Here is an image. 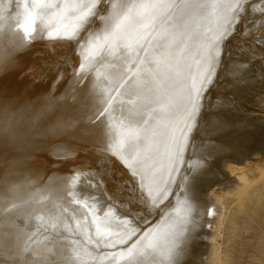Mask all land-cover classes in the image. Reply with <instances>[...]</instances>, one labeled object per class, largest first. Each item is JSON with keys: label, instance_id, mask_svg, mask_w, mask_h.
Returning a JSON list of instances; mask_svg holds the SVG:
<instances>
[{"label": "bare ground", "instance_id": "obj_1", "mask_svg": "<svg viewBox=\"0 0 264 264\" xmlns=\"http://www.w3.org/2000/svg\"><path fill=\"white\" fill-rule=\"evenodd\" d=\"M21 1L28 2V9L13 12V10L10 11V5L17 3V0H0V20L6 17L5 21L2 20L0 23V73L4 71L5 67L14 63L19 65L18 57L20 56L13 55L14 51L25 50L29 46L30 50H36L35 46L39 43L31 46V44H28L31 39L59 34L68 28L70 29L69 24L74 25L75 28L81 22V11L86 0H43L40 4H37L36 0ZM173 3L172 0H109L107 7L109 9L107 11H110L109 15L107 14L109 18L106 16L108 21L116 24L124 17L127 21L125 19L126 23L123 24L124 26L120 30H114L111 41L101 48L100 56L103 63L97 68L93 76L87 78V80L85 79L86 81L83 80L85 81L84 89L80 87L83 92L77 93V88H74L75 91L73 90V92H76L75 95L79 96L77 98L80 107L76 106L78 111L75 114L72 110L74 119H71L70 123L64 119L65 116H68L65 113L64 102H68V100L63 103H56L54 111L52 110L44 117H39L40 115L35 112L33 104L26 102L27 106L23 105L25 104L24 100H31L32 97L30 98L25 94L26 98L22 99L21 97V100H19L21 95L16 96L19 90H9L10 86L4 89L3 87L0 88L4 94L0 95V191L18 188L24 197L36 196L35 202H31V208L33 209L31 215H23L19 218H17V209L13 205L23 206L22 201L16 198L0 199V249H3L5 254L19 249L25 260H44V264H49L53 260L58 261L59 264H185L184 262H192L191 260L194 259L202 261L199 260V256L202 254L198 253L201 245L199 248L197 244L205 243V240L202 241L200 238L204 232L201 220L207 215L205 209L210 202L205 191L207 190L208 194L212 196V201L221 205L218 211H216L218 205L213 206L215 209L212 210L213 212L216 211L214 213L217 217L213 220L215 225L212 223L214 226H211H216L215 230L224 225L221 215L223 214L222 201L225 195H231L234 200L239 201L241 204L252 201L253 209L258 202L264 199V89H261L264 85L260 87L257 84L256 86L258 92L256 91L255 94H258V98L256 97L258 101L254 98L251 100L252 102L255 101L258 113L254 114L256 110L253 113L250 112L252 110V107H250L251 110L248 111L252 113L251 116H249L250 114L248 116L240 114L241 109H238L239 107H237L238 110L229 108L223 114L217 113L216 109L215 115L212 116H209L210 114L206 115L208 109L205 111L202 108L205 91L210 86V80L214 76L215 62L220 58H217L218 54L221 52V60L219 61L225 60L223 65H221L223 62H220V66L216 62L220 69V75L225 73L228 78L231 75L240 74L244 63L247 61H244L247 56H241L242 60H235L236 62L230 63V61L232 62L230 59L233 58L228 57L232 54L230 52L232 48L229 47L231 43L228 45V38L232 34L229 26L234 15L232 10L237 5V0H182L179 4L174 3L177 4L175 6ZM91 9L93 8L88 11H91ZM259 9L260 5H256L255 10L257 11L254 13H259ZM236 12H238V9ZM84 13L88 16L89 12ZM29 15L34 21L32 28L35 30L30 29L28 33H25L20 28V24ZM239 17L243 16L239 15ZM247 17L250 19L251 16L247 15ZM247 17L245 20H247ZM245 20L237 22L236 26L232 27L233 31L241 29ZM255 20L250 19L249 22ZM102 21V25H106V19L97 21V23ZM226 29L228 30L226 41H223L224 47L222 46V51H219V42H222L220 40L223 39L221 37ZM96 30H100L99 27ZM259 30L257 31L259 32ZM102 32L101 34H103ZM108 33L110 34V32ZM70 35L72 34L70 33ZM45 37V41L48 40ZM248 37L250 38V36ZM240 40L243 39L240 38ZM50 41L49 39V43ZM93 41L95 42V39ZM41 44L40 46L44 45ZM45 44L47 45V41ZM242 44L244 43L242 42ZM28 53L25 54L30 55L32 52L28 51ZM35 56L37 55L35 54ZM254 56H256L255 53ZM21 57L23 58V55ZM23 62L22 64H24ZM33 62H35L34 59ZM26 64L29 63L26 62L24 66ZM20 68L15 72L18 73ZM23 68L25 69V67ZM246 68L249 69L250 66H246ZM90 71H87V73ZM216 71L217 76L219 71L218 69ZM248 71L250 73V69ZM252 77L254 78V75ZM134 80H139L141 83L138 87L130 88L129 85ZM69 81L72 82L70 79ZM242 81L244 80L242 79ZM67 82L68 80L64 83ZM40 83L42 82L40 81ZM40 83L36 84L35 88H38ZM67 84V86L70 85ZM80 84L82 83L80 82ZM253 85H250V88ZM245 86L248 85L245 84ZM56 87L53 88L56 89ZM210 88H208V97H210V91H212ZM248 88L246 91H253V89L249 91L250 88ZM47 89L45 92L48 91ZM49 90H51V87ZM62 91L64 90L60 89L58 92L62 93ZM58 92L56 93L58 94ZM212 92L216 93V90ZM37 93L39 92L34 95H37ZM53 93L52 95H54ZM249 94L251 93H248V96ZM75 95L74 97H76ZM22 96L24 95L22 94ZM233 96L229 98L231 99ZM38 97H40L39 94ZM49 97L52 96L49 95ZM101 97L105 101L104 103H100ZM66 99L68 98L66 97ZM236 99L240 98L237 97ZM251 100L249 99V102ZM218 103L220 106V101ZM224 104L222 103V105ZM29 105L33 106L29 107ZM49 106L51 105L49 104ZM68 106L67 104L66 107ZM226 106H228L227 103ZM244 106L246 107L245 104ZM221 108H224V106L219 109ZM202 111L205 112V116L201 117L200 120L199 117ZM24 113L26 115L22 116ZM225 119L229 121L228 126L218 127L220 122ZM241 121L247 123L248 128L246 131L237 127V123ZM69 124L72 125L69 126ZM70 129L74 132L77 131V135L72 133L77 136L76 140L77 138L80 140L79 143L74 144L75 141H71L73 144H70L67 136L64 139L69 141H65L67 142L66 147L63 145L64 142L61 143L63 146L58 143L59 148H57L56 143L55 147H52L58 150L54 149L55 155L57 153L65 157L71 154L73 156L79 155L78 159L74 160L77 165H70L67 162L70 159L69 157L63 162L59 163L57 161V167L48 174L50 175L48 183H44L45 180L42 182L38 177H35V174L32 175V173H35L34 169L39 166L36 163L37 166L32 168L33 171L31 169L32 162H30L31 167L28 164V158L31 157L28 155L34 151L43 150L47 143H49V146L52 145L53 142L49 139L52 137H54L53 139L59 138L58 135H63V132L66 134L68 131L70 132ZM4 133L8 134L5 135ZM61 140L59 139V141ZM82 141L85 145L91 144L93 149H96L94 148L95 145L100 143L108 144L101 149H97L105 151L108 158L105 170L110 171V174L106 178L103 177V180H105V183L110 182L112 184V186L109 185L113 188L115 196L120 199L118 201L113 199V201L112 198L115 197L110 194L112 196L111 203H114L108 204L109 208L106 211H100L97 205H91L89 204L91 201L87 203L88 200L85 201L81 197L78 200L79 205L76 202L77 188L81 182L79 179L88 178L93 173L90 171H74L73 168H77L79 165H86L89 168L91 166V171L97 173L102 166L97 163V160H104L103 157L95 155H91L90 159L89 148H82V144H84L81 143ZM80 143L81 147H76ZM91 146L89 147L92 149ZM80 152L86 153L90 160L89 163L86 164L87 159L85 160L84 154L82 157ZM34 157L31 159H34ZM80 160L82 161L79 162ZM186 160L189 166V168L187 167L188 170L190 167L199 164L200 171L206 172V175L195 181L193 195L196 199L192 208H189L185 203L188 199L187 181L184 179L183 181L179 180L182 183L178 181L181 170H184L183 167L187 164ZM43 163L49 165L48 161ZM38 164L41 165L42 163L38 162ZM46 166L44 167L48 169V166ZM192 169L190 177L195 172V169ZM224 169H227L230 174L234 173L236 175V183L234 182L236 185L233 184L235 186L231 185L229 187L228 183H231L230 181L226 184L223 182L224 185H228V188L224 187L222 191H220L221 189L218 190L220 191L218 193L214 184L216 182L217 185L220 181L217 183L213 179L215 177L213 172L222 175L223 171L227 172ZM185 173L187 174V171ZM39 176L41 178L42 175ZM35 179L40 180L43 184H37L39 181L37 182ZM212 179L214 184H210L209 187ZM220 183L219 185H221ZM178 184L182 186L179 188L177 187ZM121 185L126 187L125 193L118 190ZM67 187L70 188V191ZM107 187L111 188L108 185ZM130 189H134V192ZM112 190L110 189L111 192ZM70 192L75 196L74 207L59 206L58 200L69 199ZM105 196H108V194ZM171 197H173L172 204L162 206L161 208L164 207V209L158 216L151 217L150 212L146 211L151 203H154L151 207L154 206L153 210L150 209L151 212L160 205L165 204L164 202L169 201L168 203H171L172 199L169 200ZM94 199L97 201L96 198ZM145 200L147 201L146 206ZM121 202L125 204L121 206ZM210 204L212 203L210 202ZM137 207L143 213L136 212ZM208 207L211 209V205ZM76 209H79V211ZM53 210L55 213H52ZM212 211H210L211 214L215 215ZM255 212L249 214L255 216ZM143 214L147 216H143ZM258 216L260 217V215H257L254 219L257 220L260 228L264 229V222ZM261 217L264 218V216ZM232 223L235 225V222ZM208 228L207 230H209ZM207 230L205 229V232ZM212 230H209L211 232L208 231L206 237L208 241V248L204 252L206 264H218L219 262H216L220 261L222 256L221 241L218 243L216 240L220 232L217 234ZM71 235H78L79 238L70 240ZM25 247L28 248L27 252L23 251ZM253 247L259 252L257 256L264 254V241H259ZM76 253L79 256L74 258ZM189 256L195 257L189 260Z\"/></svg>", "mask_w": 264, "mask_h": 264}, {"label": "rangeland", "instance_id": "obj_2", "mask_svg": "<svg viewBox=\"0 0 264 264\" xmlns=\"http://www.w3.org/2000/svg\"><path fill=\"white\" fill-rule=\"evenodd\" d=\"M174 3H178L179 4V2H181L180 0H177L176 2L174 1V0H172ZM21 3V4H20ZM28 2L27 1H21L20 2V0H17V3H15V4H11L10 6V11L11 10H13V12L15 11H19V10H22V9H28V4H27ZM108 3H109V0H104V3L103 4H101L100 3V0H86L85 1V5H84V7H83V9H82V11H81V16H80V23H82L81 25H80V23H78L76 26H75V28H74V25H71V24H69V27H70V29L68 28V29H66L65 31H63V32H61V33H59V34H56V35H49V36H41V37H37V38H33V40L31 39L30 41H29V43L28 44H31V46H35V45H37L38 43H39V45H37V46H35V49L36 50H34V49H31L30 50V46L28 47V48H26L25 50H21V51H18V50H16V51H14L12 54L13 55H16V56H20V57H18V61H19V65L17 64V63H14L13 65H10V66H8V67H5L4 68V71L2 72V73H0V83H1V85H0V88L1 87H3V89L4 88H7L8 86H10V87H12V88H10L9 87V90H19V92H18V94L16 95V96H20L19 97V100H21V97H22V99H25L26 97V95H28L30 98L32 97V99L30 100H24L25 102V104H23V105H25V106H27V104H26V102L28 103L29 102V104H33L34 105V110H36L35 112H37L40 116L39 117H44V116H46L47 114H49L52 110L54 111V109H55V106L57 105L56 103H63L65 100H68V102H64L65 103V109H66V114H68V116H65L66 118H64L66 121H69V123L72 121L71 119H74V114H75V112H77L78 111V107H80V103H79V101H78V98L77 97H79L78 95H75V93L77 92V93H79V92H83V90H81V89H84V83H85V81L87 80V78H89V77H91V76H93L94 75V73H95V71L97 70V68L103 63V60H102V57L100 56L101 55V48H103V47H105L106 45H107V43L109 42V41H111V38H112V36H113V34H114V32L115 31H117V30H120L124 25H125V23H126V21H127V19H126V17H124V19H122V20H120L118 23H116V24H114V26H113V24L110 22V21H108V19H107V17H108V15H109V13H110V11L108 12L107 10L106 11H104L103 9L106 7H108ZM173 3V5L175 6V5H177V4H174ZM93 4H95V5H97L95 8L94 7H91V6H93ZM15 5V6H14ZM87 5V7H85ZM174 6H172L173 8H174ZM14 8V9H13ZM88 8V9H87ZM90 8H93V9H91V11H88V10H90ZM119 8V7H118ZM235 8H237V5H235L234 6V9L232 10V14H234L233 15V19H232V22H231V24H230V26H229V30L230 31H232V34H231V36H229V44L228 45H230V43H231V45L229 46V47H231L232 49V51L230 50V52H232V54H230V55H228V57H232L233 59H230V60H232V62L230 61V63H234V62H236L235 60H242L241 58V56H247L248 57V59H246V58H244L245 60L244 61H246L245 63H244V65H243V68L241 69L242 71H240V74H241V76H240V74L239 73H237L235 76H230L229 78H228V75L227 74H225L224 73V75H220V69H219V66H220V64L223 62V61H225V60H222V61H219V60H221V52H220V54H218V56H217V58H219V59H217V64L219 63V66L216 64V62H215V70H213V75L214 76H212L213 78H214V80H213V78H211L212 80H210V82L211 83H209V87L208 88H210L212 91L214 90H216V93H214V92H212V91H210V97H211V95H212V93H213V95H212V97L210 98V97H208V88L206 89V93H205V97L203 98V100H202V104H203V107L202 108H204V110L206 111L207 109V113H206V115H208V114H210L209 116H212V115H215V110L217 111V113H221V114H223L224 113V111H227L229 108L231 109H237V107H239L238 109H241L240 110V114H245V116L247 115H249V116H251L252 115V113L258 108L257 106H256V104H255V101H253L252 102V100L251 99H253L254 98V100L256 99V101H258V94H255V93H257L258 92V89L256 88V86H257V84L258 85H260V87L262 86V85H264V19H262V18H264V16H262V17H259V18H257L256 19V17H257V13H254V12H256L257 10H254L252 13H250V15H249V12H243V10H238V12H236V10L237 9H235ZM108 9V8H107ZM109 10V9H108ZM118 10V9H117ZM116 10V11H117ZM84 12H86V13H88V16H87V14H85ZM243 12V13H242ZM83 13V14H82ZM99 13V16L97 15ZM248 13V14H247ZM85 14V15H84ZM90 14H91V16H90ZM101 14V15H100ZM108 14V15H107ZM240 16H243V17H239V15ZM242 14V15H241ZM244 14V15H243ZM246 14V15H245ZM256 16H255V15ZM83 15V16H82ZM237 15H238V17L240 18V20L238 19V17H237ZM247 15L248 16H251L250 17V19L251 20H255V22H257V23H254V21H252V22H249V17H247ZM253 15V16H252ZM85 16H86V19H85ZM90 16V17H89ZM101 16H102V18H101ZM103 16H105V17H103ZM107 16V17H106ZM236 16V17H235ZM247 17V20H245L246 19V17ZM82 17V18H81ZM84 17V18H83ZM100 17V18H99ZM235 17V18H234ZM254 17H255V19H254ZM109 18V17H108ZM5 19H6V17H3V21H5ZM85 21H84V20ZM100 19V20H99ZM105 20L106 19V21H105V23H106V25L104 24V25H102L103 24V21L102 22H98L97 23V21H101V20ZM125 19H126V21H125ZM236 19H238L239 21H243V20H245L244 21V23H243V25L241 26V29H239L238 31H233V28L232 27H234V25L236 26V24H237V22H239L238 20L236 21ZM261 19H262V22H261ZM2 20H0V23L2 22ZM83 20V21H82ZM235 20V21H234ZM108 21V22H107ZM123 21H125L124 23H123ZM85 23H86V25H85ZM99 23H101L100 25H99ZM112 25H111V24ZM251 23V24H250ZM108 24V25H107ZM124 24V25H123ZM97 25H99V26H97ZM249 25V26H248ZM251 25V26H250ZM258 25V26H257ZM262 25V26H261ZM80 26H81V28H80ZM97 26V27H96ZM101 26V27H100ZM104 26V27H103ZM108 26V28H106ZM257 26V27H256ZM76 27H78V28H76ZM99 27V29L100 30H96L97 28ZM104 29H103V28ZM113 27V28H112ZM262 27V28H261ZM87 28V30L85 31V29ZM105 28H106V30H105ZM251 28H253V29H251ZM259 28H260V30H259ZM76 29V30H75ZM110 29H111V31H110ZM255 29V30H254ZM259 30V32L257 31V30ZM72 30V31H71ZM109 30V31H108ZM115 30V31H114ZM71 31V32H70ZM76 32V35H75V32ZM83 31V32H82ZM96 31V32H95ZM103 31V32H102ZM250 31H251V33H250ZM80 32H81V34H80ZM101 32L103 33V34H101ZM108 32H110V34L108 33ZM249 32V33H248ZM65 33V34H64ZM68 33V34H67ZM70 33L72 34V35H70ZM78 33V34H77ZM238 33V34H237ZM256 33H258V34H256ZM63 34V35H62ZM105 34V35H104ZM107 34H108V36H107ZM66 35V36H65ZM97 35V36H96ZM104 35V36H103ZM52 36H54L53 38H51ZM56 36V37H55ZM87 38H86V37ZM88 36H90V37H88ZM93 36V37H92ZM248 36H250V38L248 37ZM44 37L46 38V39H48V40H46L47 41V45L45 44L46 43V41H45V39H44ZM62 37V38H61ZM69 37V38H68ZM100 37H102V38H100ZM40 38H42L41 40H40ZM74 38V39H73ZM90 38V39H89ZM240 38L241 39H243V40H240ZM37 39V40H36ZM44 39V40H43ZM49 39L51 40L50 41V43H49ZM56 39V40H55ZM95 39V42L93 41V40ZM98 39V40H97ZM100 39L102 40L101 42H100ZM104 39V40H103ZM37 42H36V41ZM41 41V43L42 44H44V45H42L41 43H40V41ZM43 40V41H42ZM91 40V41H90ZM106 40V41H105ZM232 40H234V41H232ZM240 40V41H239ZM45 41V42H44ZM84 41V42H83ZM98 41V42H97ZM220 41H222V42H219V51H222V49H223V44H224V42L223 41H226V37L225 38H223V39H221ZM85 42H86V44H85ZM104 42V43H103ZM236 43V44H234V43ZM242 42L244 43V44H242ZM246 42V43H245ZM33 43V44H32ZM36 43V44H35ZM81 43H82V45H86V47H85V45L84 46H82L81 45ZM98 43V44H97ZM102 45H101V44ZM40 44L42 45V46H40ZM92 44V45H91ZM96 44H97V46H96ZM234 46H233V45ZM254 44V45H253ZM89 45V46H88ZM98 45H100L99 47H98ZM236 45H237V47H236ZM251 45V46H250ZM43 46H45V47H43ZM81 46V47H80ZM223 46V47H222ZM241 46H243V47H241ZM262 46V47H261ZM38 49H37V48ZM42 47V48H41ZM90 47V48H89ZM260 47V48H259ZM76 48H77V50H76ZM81 48H83V49H81ZM89 48V49H88ZM222 48V49H221ZM244 48H246V49H244ZM252 52H251V51ZM27 51V52H26ZM28 51H30V55H28L29 53H28ZM235 51V52H234ZM239 51V52H238ZM262 51V52H261ZM23 54H22V53ZM40 52V53H39ZM43 52V53H42ZM97 52V53H96ZM246 52H248V53H246ZM250 52V53H249ZM256 52H259V53H256ZM19 53V54H18ZM25 53H28L27 55L25 54ZM88 53V54H87ZM234 53V54H233ZM245 53V54H244ZM254 53H255V55L256 56H254ZM35 54L37 55V56H35ZM87 54V55H86ZM244 54V55H243ZM246 54H248V55H246ZM251 54H253V55H251ZM23 55V58H24V62L22 61V56ZM34 55V56H33ZM250 55V56H249ZM26 56V57H25ZM82 56V57H81ZM84 56V57H83ZM234 56V57H233ZM252 56V57H251ZM101 57V58H100ZM227 57V58H228ZM235 58V59H234ZM33 59H34V61L35 62H33ZM84 59H86V60H84ZM99 59V60H98ZM26 60V61H25ZM31 60V61H30ZM83 60V61H82ZM101 60V61H100ZM99 61V62H98ZM22 62L25 64L26 62L27 63H29V64H31V65H29V64H26L25 66H24V64H22ZM221 62V63H220ZM21 63V64H20ZM78 64V65H77ZM224 64V62L221 64V65H223ZM247 64H249V65H247ZM21 65H23V66H21ZM73 65H74V67H73ZM95 65V66H94ZM97 65V66H96ZM18 66V67H17ZM77 66V67H76ZM218 68H217V67ZM247 66V67H249L250 66V73H249V69L248 68H246L247 69V71H245L246 69H245V67ZM20 67H22V68H20ZM23 67H25V69L23 68ZM93 67V68H92ZM18 68H20V70L18 71V73H17V71L15 72V70H18ZM91 68H92V70H91ZM218 69V74H217V76H216V73H217V69ZM24 69V70H23ZM243 69H244V71H243ZM26 70V72H24ZM72 71V73H71V71ZM75 70V71H74ZM91 70V71H90ZM48 71V72H47ZM64 73H63V72ZM87 71H90V72H88L87 73ZM93 71V72H92ZM216 71V72H215ZM52 72V73H51ZM53 72H54V74H53ZM215 72V73H214ZM242 72H245V73H242ZM13 73V74H12ZM60 73V74H59ZM67 73V74H66ZM71 73V75H69ZM250 75H249V74ZM51 74V75H50ZM244 74V75H243ZM249 76H248V75ZM50 75V76H49ZM55 75V76H54ZM245 75H246V77H245ZM254 75V78L252 77L251 78V76H253ZM48 76V77H47ZM53 76V77H52ZM68 78H67V77ZM71 76V77H70ZM84 76H86L85 78H83ZM88 76V77H87ZM221 76H222V79H221ZM244 78H243V77ZM27 77V78H26ZM225 77V78H224ZM240 77V78H239ZM242 77V78H241ZM48 78V79H47ZM247 78V79H246ZM248 78H250L251 80H249ZM53 79V80H52ZM68 80V82L67 83H69L70 84V82L71 81H69V79L70 80H72V82H71V84L69 85V86H67L68 84L67 83H64V82H66L67 80ZM79 79V80H78ZM86 79V80H85ZM216 79V80H215ZM225 79V80H224ZM242 79L245 81H242ZM254 79V80H253ZM66 80V81H65ZM83 80H85V81H82ZM239 80V81H238ZM248 80V81H247ZM40 81L42 82V83H40ZM52 81V82H51ZM63 83H62V82ZM215 81V82H214ZM263 81V83H261ZM78 82H79V84H80V82L82 83V84H80V86H79V84H78ZM220 82V83H219ZM244 82V83H243ZM254 82V83H253ZM8 83H9V85H8ZM28 83V84H27ZM30 83V84H29ZM38 83H40L39 84V86H38V88H35V85L37 84L38 85ZM60 83H62L63 84V86L65 85V87H63V86H61L62 84H60ZM216 83V84H215ZM219 83V84H218ZM249 83H252V84H254L253 85V87H251L250 88V85L252 86V84H249ZM261 83V84H260ZM33 84V85H32ZM46 84V85H45ZM50 84V85H49ZM67 84V85H66ZM216 85V87H215V85ZM241 84H244V85H241ZM245 84H247L248 86H245ZM32 85V86H31ZM43 85V87L45 86V88H43V87H41ZM58 85V86H57ZM59 85H60V87H59ZM240 85V86H239ZM47 86V87H46ZM57 86V87H56ZM74 86H76V87H74ZM213 86V87H212ZM37 87V86H36ZM51 87V90H49V88ZM53 87H56V89H54ZM59 87V88H58ZM71 87H73L72 89H70ZM79 87V88H78ZM80 87H81V89H80ZM83 87V88H82ZM219 89H218V88ZM244 87V88H243ZM250 89H249V88ZM264 87V86H263ZM263 87H261V89L263 90L264 88ZM41 89V91H39L40 89ZM48 88V89H47ZM53 88V89H52ZM63 88V89H62ZM68 88V89H67ZM74 88L76 89L77 88V91L76 92H73V90H74ZM215 88V89H214ZM240 88V89H239ZM241 88H242V90H241ZM247 88L249 89V91H251L252 89H253V91H251V92H248V91H246L247 90ZM34 89H37V90H35L34 91ZM46 89L48 90L47 92H45L46 91ZM64 90V91H62V93H59L58 91L59 90ZM71 91H70V90ZM209 89V90H210ZM232 89H234V90H232ZM257 89V90H256ZM21 90V91H20ZM57 90V91H56ZM67 90V91H66ZM43 91V92H42ZM50 91H51V93H50ZM75 91V90H74ZM219 93H218V92ZM233 91V92H232ZM257 91V92H256ZM36 92H39V93H37V95H34V94H36ZM53 92H58V94L56 95L55 93H53ZM61 92V91H60ZM68 92V93H67ZM212 92V93H211ZM236 92V93H235ZM40 93H44L43 95L41 94L40 95ZM52 93L54 94V95H52ZM63 93H66V94H63ZM76 93V94H77ZM219 95H218V94ZM229 93V94H228ZM241 93V94H240ZM243 93V94H242ZM248 93H251V94H249V96H248ZM252 93H253V95H252ZM1 94H3V91L1 92V89H0V95ZM22 94L24 95V96H22ZM26 94V95H25ZM38 94H39V96L40 97H38ZM45 94H47V95H45ZM66 95V96H63V95ZM70 94V95H69ZM72 94H74L76 97H74V95H73V97H72ZM4 95V94H3ZM49 95L50 96H52V97H49ZM60 95H62L61 97H60ZM207 95V96H206ZM233 95H235V96H233ZM245 95V96H244ZM254 95H255V97H254ZM2 96V95H1ZM11 96V95H10ZM27 96V97H28ZM36 96V97H35ZM57 96H58V99H57ZM69 96H70V98H69ZM215 96H218V97H215ZM231 96H233L231 99L229 98V97H231ZM244 96V97H243ZM66 97L68 98V99H66ZM220 97V98H219ZM223 97V98H222ZM240 98V99H236V98ZM246 97H248V99H246ZM250 97H252V98H250ZM257 97V98H256ZM63 98H65V99H63ZM77 98V99H76ZM207 98V99H206ZM28 99V98H27ZM60 99V100H59ZM63 99V100H62ZM218 99V100H217ZM219 99H221V100H219ZM223 99H225L226 101H224ZM228 99H229V101H228ZM242 99V100H241ZM249 99L251 100L250 102H249ZM72 100V101H71ZM77 100V101H76ZM246 100H248L247 102H245ZM32 103H31V102ZM37 101V102H36ZM39 101V102H38ZM74 101H76V102H74ZM205 101V102H204ZM217 101V102H216ZM218 101H220V106H219V103H218ZM236 101V102H235ZM238 101V102H237ZM229 102H230V104H229ZM235 102V103H234ZM40 103V104H39ZM206 103V104H205ZM212 103H214L213 105H212ZM217 103V104H216ZM222 103L224 104V105H222ZM226 103H227V105L228 106H226ZM237 103H241L240 105L239 104H237ZM44 104V105H43ZM49 104L51 105V106H49ZM67 104L69 105L68 107H66L67 106ZM77 104V105H76ZM244 104L246 105V107L244 106ZM247 104H249V105H247ZM254 106H253V105ZM32 105V106H33ZM37 105V106H36ZM222 105V106H221ZM230 105H232V106H230ZM239 105V106H238ZM242 105V106H241ZM31 105H29V107H30ZM31 106V107H32ZM42 106V107H41ZM71 106H74V107H71ZM76 106H78V107H76ZM205 106H206V108H205ZM216 106H218V107H216ZM224 106V108H223V112H221V109H219L220 107H223ZM244 106V107H243ZM249 106V107H248ZM49 107H51V108H49ZM75 107H76V110H75ZM225 107H227V108H225ZM248 107V108H247ZM250 107H252V110H251V108ZM253 107H255L254 108V110H253ZM257 107V108H256ZM71 108H73V109H71ZM246 108V109H245ZM68 109H69V111H68ZM212 109V110H211ZM220 111H219V110ZM237 109V110H238ZM251 111H250V110ZM71 110V111H70ZM72 110H74L73 112H74V114L72 113ZM250 112H252V113H250ZM46 111H47V113H46ZM211 111H212V113H211ZM219 111V112H218ZM71 112V113H70ZM208 112H210V113H208ZM205 112L204 111H202V114H200V120L205 116V114H204ZM256 113H258L257 112V110L254 112V114H256ZM26 115V113H24V114H22V116H25ZM241 115V116H242ZM69 117H71L70 118V120H68L69 119ZM202 117V118H201ZM199 124V123H198ZM72 125V124H71ZM70 124H69V126H71ZM75 133L76 134V132L77 131H75L74 132V130L72 131L71 129H70V132L68 131L66 134L63 132V135L62 134H60V135H58V136H60L59 138L58 137H56L55 139H53L54 137H52L51 139H49L50 141H52L51 143H52V145H50L49 146V143H47V144H45V147H46V145H47V147L44 149L43 148V146H42V148H43V150L41 149V150H38V151H34V152H32V153H30L28 156H31V157H29L28 159V164L30 165V162H32L31 163V165H33L32 167H31V165H30V167H31V169L34 167V166H39L38 168H35L33 171L35 172V173H32V175H34L35 174V177H38V179H40L42 182H44V180H45V182L44 183H48L47 181H49V177H50V175H48L50 172H52L53 170H54V168H56L57 167V161H59V163L60 162H63V160L65 161V160H67V157H69L68 159L69 160H67V162L70 164V165H77V163L74 161V160H76V159H78V157H79V155H75V156H73L72 154L71 155H69V156H67V157H65V156H62V155H60V153L58 154H56L55 155V151H54V149L55 150H57V148H59L60 147V145H62L61 143H63V145H65V144H67V142H69L70 144H73V142H74V144H76L77 142L79 143V139L77 138V140L75 139L77 136V134L75 135V134H73V133ZM3 134V133H2ZM5 134V133H4ZM6 134H8V133H6ZM5 134V135H6ZM64 136V137H63ZM68 136V137H67ZM65 137H67V140H69V141H67V140H64V139H66ZM63 138V139H62ZM59 139L62 141H59ZM73 139V140H72ZM264 139V138H263ZM64 140V141H63ZM65 141H67V142H65ZM71 141H73L72 143H71ZM57 144V148H53L52 146H54L55 147V145ZM60 145H59V144ZM68 143V144H69ZM81 143H84L83 141L81 142ZM81 143H80V145H77L76 147H81ZM62 145V146H63ZM83 146H82V148H89L88 150V154H89V157L91 156V155H95V156H100V157H103L104 158V160H97V163L99 164V165H102L101 166V168L100 169H98V172L97 173H95V172H92L91 170H92V168H91V166H90V168L88 167V166H86V165H79V166H77V168H73V170L74 171H76V170H78V171H90L91 173H93L90 177H91V179H89L90 177H88V178H81V179H79V180H81V182L79 183V187L77 188V190H78V194L76 195V202H77V204L79 205V202H78V200H79V197H81V199H84L85 201L86 200H88V201H86L87 203H89V201H91V203H89V204H91V205H97V207H99V210L101 211V210H104V211H106V210H108V204H110L111 202H112V200L113 199H116L117 201L120 199V198H118L117 196H115V194H114V190H112L113 188L111 187L112 186V184L110 183V182H104L105 180H103V177L104 178H106V177H108L109 176V174H110V171H108V170H105L106 168H107V160H108V158H107V153L105 152V151H103V150H97V149H101V148H103V147H105V146H107L108 144L107 143H100V144H98V145H95V147L94 148H96V149H93V146H91V144H86L85 145V143L84 144H82ZM89 146H91L92 147V149L89 147ZM65 147H66V145H65ZM52 151V152H50V151ZM40 151V152H39ZM58 151V150H57ZM49 152V153H48ZM55 152V153H54ZM82 152V151H81ZM80 152V155H82V157H83V154H84V157H85V160L87 159V161H86V164L87 163H89L90 162V160H89V157H87V155H86V153H81ZM51 153V154H50ZM53 153H54V155H53ZM48 154V155H47ZM40 155H41V157H40ZM60 155V156H59ZM86 155V156H85ZM34 157V159H31V158H33ZM38 158H37V157ZM44 156V157H43ZM46 156H47V158H46ZM52 156H54V157H52ZM55 156H58V157H56L55 158ZM62 157H64V158H62ZM41 158H43V159H41ZM40 159V160H39ZM84 159V158H83ZM90 159H91V157H90ZM48 161V164L49 165H47V163L45 164V163H43V162H46V161ZM82 160H80L79 162H81ZM84 161V160H83ZM38 162L42 165V167H41V165H39L38 164ZM53 162H56V163H54L53 164ZM36 163H37V165H36ZM112 163V162H111ZM186 163L187 164H185L184 165V170L182 169L181 171L182 172H180V176H179V178H178V181L179 180H181V181H183V177H184V175H186L187 177H190V171L188 170V168H189V166H188V162H187V160H186ZM35 164V165H34ZM45 164V165H44ZM50 164H52L51 166H50ZM48 167H47V166ZM58 165H60V164H58ZM44 166H46L48 169H46ZM41 167V168H40ZM93 167V166H92ZM188 167V168H187ZM191 168V167H190ZM193 168V167H192ZM38 169V171H36ZM41 169H44L43 171L41 170ZM32 170H31V172H32ZM50 170V171H49ZM224 170H226L227 172V174L225 173V171H223V174L221 175V174H219L218 175V173L216 174V172H213L214 174L213 175H215V177L213 178L214 180H216L217 181V183L219 182L221 185H219V183L216 185V182H215V184H214V180L212 179L211 181L213 182H211L210 181V183H209V187L212 185V184H214V187H215V189H216V192H220V191H222L223 189H224V187L227 189L228 187V185L226 186V185H224V183L226 184V183H228L229 181L231 182V183H228L229 184V187L231 186V185H233V184H235L236 182V175L234 174V173H231L230 174V172L227 170V169H224ZM39 171H41V172H43V173H40ZM185 171H187V174L185 173ZM222 171H221V173H222ZM37 172V173H36ZM39 172V173H38ZM114 172H116V170H114ZM46 173V174H45ZM185 173V174H184ZM41 174L42 176H41V178H40V176L39 175ZM233 174H234V176H233ZM38 175V176H37ZM46 175H47V177H46ZM182 175V176H181ZM213 175H212V177H213ZM216 176H218V177H216ZM116 177H118L117 175H116ZM182 177V178H181ZM101 178V179H100ZM219 178H221V179H219ZM117 179V178H116ZM224 179V180H223ZM35 180H37V179H35ZM40 180H37V184H43L42 182H40ZM232 180H234L233 181V183H232ZM181 181H179V183H182ZM185 181H187V180H185ZM101 182V183H100ZM224 182V183H223ZM235 182V183H234ZM111 186H110V185ZM211 184V185H210ZM62 185V184H61ZM105 185V186H104ZM107 185L109 186V187H111V188H108L107 187ZM179 185V188H180V186H182L181 184H178ZM178 185H177V187H178ZM185 185V184H184ZM219 185V186H218ZM236 185V184H235ZM235 185H233V186H235ZM103 186H104V189H105V187H106V189H105V191H104V189H103ZM127 186H129V185H127ZM219 187V189H218V187ZM92 188V189H91ZM125 186L124 185H121L119 188H118V190L121 192L122 191V193L124 192L125 193ZM223 188V189H222ZM67 189H68V191H70V188L69 187H67ZM103 189V190H102ZM110 189L112 190V192L110 191ZM178 189V188H177ZM221 189V190H220ZM218 190H220V191H218ZM130 191H132V192H134V189H130ZM106 192V193H105ZM110 192V193H109ZM100 195H99V194ZM103 193V194H102ZM209 192L206 190L205 191V194L206 195H208L207 197L209 198V200L208 201H210L212 204H210V202L208 203V205H207V210L205 209V212H206V214L207 215H205V218L204 219H202L201 221H202V225H203V230H204V232H203V234H202V236L200 237L201 239H202V241L203 240H205L204 242L205 243H202V244H197L198 245V247L200 248V245H201V249H200V251H198V253H200V254H202L201 256H203V257H201V256H199L200 257V259L199 260H202V261H198L197 259H194V257L195 256H189L190 258H189V260L190 259H194V260H191L192 262H189L188 261V263L187 262H184L185 264H197V263H204V264H206V257H204L205 256V253L204 252H206L205 250H207V248H208V244H207V234H208V231L209 230H214L217 234H219V232H220V234L218 235V236H220V237H218L217 236V242L218 243H220V241H221V243H220V250H222V256H221V260L219 261H217L216 263H218V264H264V254H261V256H257L258 254H259V252L257 251V250H255V248L253 247L254 245H256L259 241L260 242H262V241H264V229L263 228H260V226H259V224H258V222H257V220H255L254 219V217H257V215H260V217L259 218H261L262 219V221L264 222V218H262L261 216H264V199H262L261 200V202H258V204H257V206L253 209L252 207H253V203H252V201H250V202H245L244 204H241V203H239V201H237V200H234L233 199V197L231 196V195H225L224 197H223V201H222V215H221V219L222 220H224V225H223V227L221 226L219 229L217 228L216 230H219L218 232L215 230V228H216V226L215 227H211V226H214L215 224V221H213V220H215L217 217H216V213H214V212H216V211H218V208H219V206H221L220 204H216L214 201H212V196L210 195V194H208ZM85 194V195H84ZM98 194V195H97ZM107 195L108 194V196H105V195ZM110 194L113 196V197H115V198H112V200H111V197L112 196H110ZM92 195V196H91ZM103 195V196H102ZM97 196V197H96ZM123 196V195H122ZM122 196H120V197H122ZM144 196V195H143ZM92 199H91V198ZM101 197V198H100ZM124 197V196H123ZM94 198H96L97 199V201L94 199ZM94 199V200H93ZM108 199V200H107ZM110 199V200H109ZM172 199V200H171ZM169 200H171L170 202L171 203H168V202H164L165 204H163V205H160L158 208H155L154 209V211H152L151 212V210L150 209H152L153 210V208H154V206H153V208H151L152 207V205L154 204V203H151V205H149V207L147 208V212H150V214L149 215H151V217H155V216H158L159 215V213L164 209V205H169V204H172V201H173V197H171ZM214 200V199H213ZM59 201V206H67V207H71V208H73L74 207V201H75V196H74V194L73 193H71L70 192V198L69 199H59L58 200ZM114 201V200H113ZM121 201V200H120ZM96 204H95V203ZM153 202V201H152ZM215 204H214V203ZM103 203V204H102ZM114 203V202H113ZM113 203H111V204H113ZM144 203V202H143ZM61 204V205H60ZM123 204H125V203H123V202H121V206L123 205ZM214 204V205H213ZM104 207H103V206ZM211 205V209H210V207H208V206H210ZM216 205H218V207L216 206ZM162 206H164L163 207V209L161 208ZM213 206H216V208H217V210L216 211H212L213 209H215V207H213ZM103 208V209H102ZM139 207H137L136 208V212H138V213H143L142 211H141V209H138ZM138 209V210H137ZM159 209V210H158ZM161 209V210H160ZM77 211H79V209H76ZM158 212H157V211ZM209 210V211H208ZM140 211V212H139ZM210 211H212L213 212V214H215V215H212L211 214V212ZM253 211H256L255 213L256 214H254L255 216H252V215H250ZM157 214H156V213ZM52 213H55V211L53 210V212ZM209 213V214H208ZM250 213V214H249ZM154 214V215H153ZM156 214V215H155ZM205 214V213H204ZM153 215V216H152ZM212 216V218L210 219V217ZM143 216H147V215H145V214H143ZM214 216V217H213ZM212 220V221H211ZM232 220H235V221H232ZM214 222V223H213ZM232 222H235V225L232 223ZM212 223L214 224V225H212ZM209 224H211V225H209ZM201 225V226H202ZM234 226V228H232ZM209 227V228H208ZM207 228L209 229V230H207ZM212 228V229H211ZM205 229L207 230L206 232H205ZM213 230H212V232H213ZM209 232H211V231H209ZM222 233V234H221ZM204 237V238H203ZM79 238V236L78 235H71L70 236V240H77ZM76 245V244H75ZM204 245H206L205 247H206V249H204L205 247H204ZM203 246V247H202ZM80 249V248H79ZM80 250H82V249H80ZM204 250V251H203ZM195 252H197V251H195ZM197 254V253H196ZM226 254V255H225ZM79 256V254L78 253H76V254H74V258L75 257H78ZM191 257H193V258H191ZM203 259H205V260H203ZM198 262H197V261ZM200 263V264H201Z\"/></svg>", "mask_w": 264, "mask_h": 264}, {"label": "snow or ice", "instance_id": "obj_3", "mask_svg": "<svg viewBox=\"0 0 264 264\" xmlns=\"http://www.w3.org/2000/svg\"><path fill=\"white\" fill-rule=\"evenodd\" d=\"M43 0H36L37 4L42 3ZM100 3L103 4L104 0H100ZM256 5H260V9H259V13L257 14V18L264 16V0H247V2H245V0H237V9L238 10H243L244 12H249L252 13L255 10ZM97 5L93 4V7H96ZM87 7V5H86ZM104 11L107 10V8L105 7L103 9ZM99 16V13L97 14ZM34 23L33 19L31 18V16H27L25 17L23 23L20 24V28L25 32L28 33L29 30L31 29L32 31H34L35 29L32 28V24ZM255 23V21H254ZM87 30V28L85 29V31ZM227 29L225 30V32L222 34L221 38H225L227 36ZM140 81L139 80H134L132 82V84L129 85L130 88L133 87H138L140 85ZM105 101L103 100V98H100V103H104ZM223 110V108H221V111ZM229 121L227 119L222 120L220 122V124L218 125V127H226L228 126ZM237 127L242 129V130H247L248 125L247 123L241 121L237 123ZM193 168L195 169L194 174L191 177H183L182 179L187 180V189H188V199L185 201L186 205L189 208L194 207V202H195V196L193 195L194 192V184L195 181H197L198 179L202 178L204 175H206L205 171H200V165L196 164L193 166ZM189 171H193L192 168L189 169ZM179 187V185H178ZM5 198H16L22 201V205L23 206H18V205H13L14 208L17 209V218H19L20 216L23 215H31L32 212V208H31V202H35L36 200V196L32 195V196H28V197H24L21 194L20 189L18 188H13V189H9L7 191H0V199H5ZM147 205V201L145 200V206ZM46 251H51L50 249H45ZM24 252L28 251V248L25 247L23 249ZM47 258L45 257V260ZM0 264H44V260H32V259H28L25 260L23 257L22 252L17 249L15 252H7L6 254L4 253L3 249H0ZM49 264H59L58 261H50Z\"/></svg>", "mask_w": 264, "mask_h": 264}]
</instances>
